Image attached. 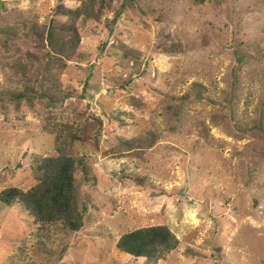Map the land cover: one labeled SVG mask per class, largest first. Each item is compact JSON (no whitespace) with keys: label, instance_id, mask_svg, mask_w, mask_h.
Returning <instances> with one entry per match:
<instances>
[{"label":"rangeland","instance_id":"1","mask_svg":"<svg viewBox=\"0 0 264 264\" xmlns=\"http://www.w3.org/2000/svg\"><path fill=\"white\" fill-rule=\"evenodd\" d=\"M81 1L0 0L18 26L0 42V190L30 187L65 125L101 120L96 146H73L90 169L75 174L81 228L40 232L0 201V264L264 263V0H105L76 21L70 59L30 34ZM156 224L178 244L155 263L116 247Z\"/></svg>","mask_w":264,"mask_h":264},{"label":"trees","instance_id":"2","mask_svg":"<svg viewBox=\"0 0 264 264\" xmlns=\"http://www.w3.org/2000/svg\"><path fill=\"white\" fill-rule=\"evenodd\" d=\"M191 1L200 4L206 0ZM105 2L100 0L98 7H95L96 0H82L75 8L58 5L57 14L65 18L64 22L50 19L46 27L32 24L30 34L44 40L50 50L70 59L79 42L76 21L98 19ZM117 15L118 11H115L114 16ZM17 37V25L11 21L0 22V42L4 47H9ZM170 45L176 48L179 46L177 43ZM124 82H129V79ZM194 86L199 85L196 83ZM37 95L44 96L42 93ZM20 97L22 94L11 93L8 99L17 102ZM53 118L50 112L46 114V123L42 128L47 133H54L57 128ZM75 120V125H65L63 134H55V146L51 152L33 157L32 174L35 182L30 187L23 189L8 186L0 190V201L6 205L15 203L31 217L33 225L40 232L58 223L71 231L79 230L83 224L86 207L79 204L75 174L79 172L83 180H88L90 169L85 155L77 153L73 146L76 143H92L96 146L101 120L98 117ZM132 180L137 184L142 182L138 178ZM115 244L123 253L141 257L147 263H155L176 248L178 239L166 225L156 224L126 231L117 238Z\"/></svg>","mask_w":264,"mask_h":264}]
</instances>
